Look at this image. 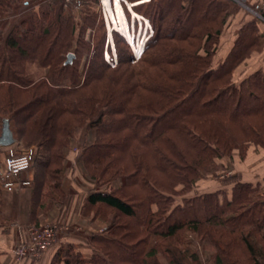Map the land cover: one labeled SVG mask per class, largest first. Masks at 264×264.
I'll use <instances>...</instances> for the list:
<instances>
[{
    "label": "trees",
    "instance_id": "16d2710c",
    "mask_svg": "<svg viewBox=\"0 0 264 264\" xmlns=\"http://www.w3.org/2000/svg\"><path fill=\"white\" fill-rule=\"evenodd\" d=\"M161 2L158 34L134 54L123 31H102L88 2L79 26L64 0H0V132L9 117L16 141H40L45 151L30 222L40 224L64 199L68 152L81 132L80 159L95 185L80 213L105 227L84 237L89 255L68 242L52 264H205L208 245L213 264H264L260 183L238 179L230 194H191L225 167L221 159L264 149V71L247 70L264 51V32L247 20L216 61L238 4ZM140 21L133 19L136 32ZM88 27L94 40L85 38ZM29 61L45 74L33 78Z\"/></svg>",
    "mask_w": 264,
    "mask_h": 264
},
{
    "label": "rangeland",
    "instance_id": "374dc122",
    "mask_svg": "<svg viewBox=\"0 0 264 264\" xmlns=\"http://www.w3.org/2000/svg\"><path fill=\"white\" fill-rule=\"evenodd\" d=\"M141 1L144 2L143 7L139 11H137V9L134 7V2L132 0H120L119 4L116 3V0H105V3H101V0H87L88 6L90 5L92 7L91 12L94 13V16L98 19V21L101 22L102 31L106 29L109 35H111L112 29L114 28L123 31L124 34H126V36L131 40V43L133 44L132 49L135 53H137L138 50H141L139 49L141 44L143 45V48H145L147 42L152 41L156 37V35L159 32L160 26H161V14L163 11V3L161 2V0H141ZM234 1L238 4L239 9L238 11H232L229 16L225 31L221 36L220 47L218 49L216 61L221 59L226 54V52L230 49V47L233 45L234 40L237 35V30L241 24L253 18L258 19L259 23L264 24V19L261 17V15H264V7H263L264 0L263 1L256 0L255 2L253 0H234ZM250 1L254 3H250ZM110 4H112L113 7L112 6L109 7ZM34 6L36 7V5ZM125 7L127 8V12L128 11L130 12V17H132V20L131 18H129L127 13H125V10H124ZM82 8L75 9L71 7L73 14L75 15L78 21L79 26L82 24L84 16L87 13V11H85L86 9L85 8L82 9ZM258 13H261V15H259ZM120 15L121 17H125V18L124 19L120 18ZM134 18H138V20L141 19V20L146 21L145 24L144 22L140 21L139 26L141 28L143 27V29H138V32L135 31L136 27L133 22ZM148 20L150 24L148 23ZM146 25L147 27L150 26L147 29L148 33H151L152 29H153L152 31L153 33L151 36L148 37L146 42L143 44L142 41L147 36ZM186 27H188V25L183 24L180 28L185 29ZM96 35H97V31L92 30L91 27L87 28L86 34H85V38L87 40L90 38L94 40ZM92 46L94 47V42ZM75 48L76 46H73V48L70 49L69 52L75 53ZM253 55H255V53H253ZM87 57H88V53H85L81 59V65H80L81 71L83 70L84 63ZM258 58L259 57L256 55L255 59L251 58L249 60L248 65H247L248 72L259 69L260 67L259 65L261 64V61ZM131 60L134 61L133 59ZM27 66H28L27 71L33 78H38L41 75H44L46 72L45 68L42 67L37 61H29ZM83 79H84V75L81 76V80ZM81 140H82V133L79 132L77 135V139L73 142L71 150L68 152L66 177H65L64 186H63L66 194H65L64 199L61 201L62 203L64 202L66 203L70 199H74L75 202H77L79 199H81V197L85 196L86 193H87L86 194L87 196L89 191L95 185L94 184L95 181H93L86 175L85 170H84V165L80 159ZM15 143L19 144L20 146H25L29 143H37V142L16 141ZM38 143H41V142L39 141ZM259 152H264V149L258 152L249 153L248 156H250L249 157L250 159L249 158L248 159L249 160L252 159V161L255 160L256 154H258L256 158L258 157L260 158L263 155V153L260 154ZM69 153L72 155L71 158H69ZM247 157L240 158V163H241L240 165H242V163L247 159ZM3 158H4V153L0 151V162L1 160H3ZM229 158H232V157H229ZM222 163L225 166L224 168L211 170L201 180H199V182L194 186V189L191 192L192 195L205 192V191H211L214 188H218L219 186H222L223 182H226V181L228 184L230 183L228 181L236 179L237 174L242 175L243 178L251 180V177L247 173H245L247 172V167L246 169H242V168L240 169V167H238L237 165V162L233 163V159H229L227 162L222 161ZM37 167L38 166L32 169L29 173L34 176L33 171L37 172V169H38ZM239 170H240V173L239 172L235 173L236 171H239ZM257 179L258 180L261 179V182L263 180L262 177L255 174V178L253 180H257ZM35 180H36V175H35ZM35 180L32 182L29 188L34 186ZM262 183H264V181ZM71 186L74 187L75 192H73ZM19 192L20 191L14 192V193H8L5 195L4 191L0 190V198L3 199L5 196H13ZM83 204H84V200H83L82 205L80 204L79 206L82 207ZM71 206H73L74 208L75 204H72ZM76 208H77V205H76ZM74 210L76 209L74 208ZM78 211H79V207H78ZM81 219L82 220L55 219L52 221H44V222H41L40 224L52 223V222L70 223L74 225V231L71 234L80 235L82 238L86 237L89 233L93 232L92 229L89 230V228H87L88 226H92L93 229L98 232H103L105 230V227L100 226L98 222L90 223L89 220L85 219L82 216H81ZM33 224L35 223H29L28 225H33ZM62 244H67V243H62ZM198 246H201V244ZM194 248H198V247L194 246ZM206 249H207V252L210 253L212 252L214 248L213 246L208 245ZM208 253L206 254L204 258V263L213 264L212 259L208 258L207 256Z\"/></svg>",
    "mask_w": 264,
    "mask_h": 264
},
{
    "label": "crops",
    "instance_id": "0c3cea01",
    "mask_svg": "<svg viewBox=\"0 0 264 264\" xmlns=\"http://www.w3.org/2000/svg\"><path fill=\"white\" fill-rule=\"evenodd\" d=\"M112 4H110L109 7H111ZM113 7V6H112ZM120 18H125L121 17ZM261 30L264 32V24L260 23ZM222 43V42H221ZM222 47V46H221ZM258 56L261 61V64L259 65L263 71H264V51L261 53H255L253 55L252 59H255V56ZM1 133V132H0ZM7 146H0V151H2L5 154ZM71 153V152H70ZM69 153V158L72 157V155ZM252 153V152H251ZM260 154L263 153V155L259 158H256L258 154L255 155V160L252 161L249 160L250 156L247 157V159L240 165V155L239 152L236 150L234 151L232 158L225 157L221 159L223 162H227L229 159H233V163L237 162L238 167L240 169H246L247 167V173L250 177V179L243 178L242 175L237 174L235 180H230L227 184L226 182H223L222 186H219L216 189H224L227 193L230 194L232 185L235 183L236 180H245V181H251L254 184H257L258 182L261 185V190L264 191V152H259ZM260 156V155H259ZM249 158V159H248ZM236 165V164H235ZM4 166V158L0 162V171L2 170ZM69 171V170H68ZM243 171V170H242ZM240 173L239 171H236L235 173ZM34 176L33 181L35 180L36 172L33 171ZM255 174L259 175L263 178L262 182L261 179L253 180L255 178ZM246 175V174H245ZM72 187V186H71ZM33 190L34 186L29 188L25 187L23 188L19 193L13 195V196H5L3 198L2 204L0 205V264H52V259L56 251L59 249L62 243H68V242H74L75 244L78 243L80 249L84 251L86 255H89L92 252V249L90 248L89 244L87 243V239L84 237L82 238L80 235L77 234H70L67 236H63L57 240V242L45 250V252L38 258H26L23 260H20L17 258V256L14 253V249L17 247L18 244L22 242L23 239L27 238V226L30 222V213L32 211V201H33ZM73 192H75L74 187H72ZM87 194V193H86ZM85 196L81 197L77 202H75L74 199H70L68 202H60L58 206H55L50 212L43 215L41 218V222L44 221H52L55 219H81V206ZM81 202V203H80ZM72 204H75V209ZM77 205V208H76ZM79 207V211H78ZM100 226H102V222H99ZM87 228L93 229L92 226H88Z\"/></svg>",
    "mask_w": 264,
    "mask_h": 264
},
{
    "label": "built area",
    "instance_id": "2783aa9c",
    "mask_svg": "<svg viewBox=\"0 0 264 264\" xmlns=\"http://www.w3.org/2000/svg\"><path fill=\"white\" fill-rule=\"evenodd\" d=\"M64 2L75 9H80L86 5L87 0H64ZM101 3H105V0H101ZM258 14L261 15V13ZM261 17L264 19V15ZM148 23L150 24L149 20ZM152 31L153 29L151 33H147L143 44L152 35ZM15 144L7 146L4 154V166L0 171V190H3L5 195L31 186L33 177L29 175V172L45 158L42 143H31L25 146ZM73 231L74 225L70 223L52 222L28 225L27 238L17 245L14 253L20 260L38 258L60 237L70 235Z\"/></svg>",
    "mask_w": 264,
    "mask_h": 264
},
{
    "label": "water",
    "instance_id": "95a60500",
    "mask_svg": "<svg viewBox=\"0 0 264 264\" xmlns=\"http://www.w3.org/2000/svg\"><path fill=\"white\" fill-rule=\"evenodd\" d=\"M75 57L74 52H69L66 63H72ZM14 130L11 126V120L9 117H4L2 121L1 133H0V146H9L16 142Z\"/></svg>",
    "mask_w": 264,
    "mask_h": 264
},
{
    "label": "snow or ice",
    "instance_id": "6c2138e0",
    "mask_svg": "<svg viewBox=\"0 0 264 264\" xmlns=\"http://www.w3.org/2000/svg\"><path fill=\"white\" fill-rule=\"evenodd\" d=\"M116 3L119 4L120 3V0H116Z\"/></svg>",
    "mask_w": 264,
    "mask_h": 264
}]
</instances>
